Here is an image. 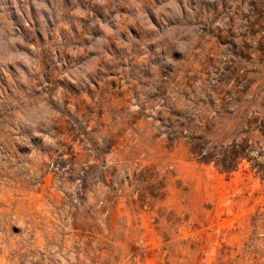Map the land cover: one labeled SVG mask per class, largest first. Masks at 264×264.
I'll return each instance as SVG.
<instances>
[{
  "label": "rangeland",
  "instance_id": "obj_1",
  "mask_svg": "<svg viewBox=\"0 0 264 264\" xmlns=\"http://www.w3.org/2000/svg\"><path fill=\"white\" fill-rule=\"evenodd\" d=\"M0 264H264V0H0Z\"/></svg>",
  "mask_w": 264,
  "mask_h": 264
},
{
  "label": "clouds",
  "instance_id": "obj_2",
  "mask_svg": "<svg viewBox=\"0 0 264 264\" xmlns=\"http://www.w3.org/2000/svg\"><path fill=\"white\" fill-rule=\"evenodd\" d=\"M56 118L57 114L55 113V110L50 107L39 113L32 111L31 113L22 116V120L33 127H39L41 125L48 126Z\"/></svg>",
  "mask_w": 264,
  "mask_h": 264
}]
</instances>
